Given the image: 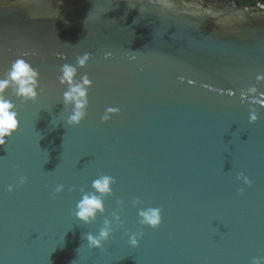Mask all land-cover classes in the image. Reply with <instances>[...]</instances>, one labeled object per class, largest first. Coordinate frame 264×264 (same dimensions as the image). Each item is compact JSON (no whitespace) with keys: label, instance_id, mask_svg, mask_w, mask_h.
Here are the masks:
<instances>
[{"label":"water","instance_id":"95a60500","mask_svg":"<svg viewBox=\"0 0 264 264\" xmlns=\"http://www.w3.org/2000/svg\"><path fill=\"white\" fill-rule=\"evenodd\" d=\"M19 59L35 102L10 79ZM65 64L87 93L77 126ZM5 80L19 126L0 146V264H264V4L0 0ZM85 195L103 204L88 224ZM149 208L157 229L139 222Z\"/></svg>","mask_w":264,"mask_h":264},{"label":"clouds","instance_id":"9594fccd","mask_svg":"<svg viewBox=\"0 0 264 264\" xmlns=\"http://www.w3.org/2000/svg\"><path fill=\"white\" fill-rule=\"evenodd\" d=\"M90 59V54H84L83 56H77V64L79 67H84L87 61ZM63 76L60 79V82L63 84L67 82L69 85V91L64 93V101L65 103L76 104V109L73 114L67 120L68 125L77 126L82 120L86 117V112L83 111L85 105L87 104V100L85 99L81 102L82 97H86V90L78 83L74 81V77L77 74V67L71 66L69 64H65L62 67ZM10 79L19 85L18 95L23 96L25 98V102L28 100H32L33 102L37 99L36 88L38 87V76L39 73L37 70H34L28 63H26L23 59L17 60L12 65V71L9 73ZM83 82L85 84L89 83L87 75L82 77ZM8 86V81H0V92ZM13 108V105L3 99L0 96V146H3L6 142L2 137L10 136L11 133L17 129L19 126V122L16 119L17 113L14 111H10ZM118 111L117 109H108L109 113ZM110 119L108 115L103 117V120L107 121ZM253 120L256 119L255 115L252 117ZM238 179H243L246 184L251 185V181H249L243 173H241ZM21 184L26 183V179L22 178L20 181ZM115 183V180L110 176H102L101 179L94 181L93 187L96 191L101 194L109 193L111 190L109 185ZM12 191V188H9V192ZM63 191V185L57 186L55 189V193L53 195L59 194ZM241 195H243V189H241ZM78 211H75L74 215L79 220L86 224L92 223L96 218V211H103V204L101 199L97 198L95 195H85L83 199L77 205ZM139 215L142 219L139 221L141 225L150 226L152 229H157L162 223L161 210L159 208H149L146 211H141ZM91 218V219H90ZM108 221H105V227H103L98 236H94L92 234H88L85 239L89 248L92 249H101L103 247L104 242H106L110 237V229L107 227ZM138 236L142 237L143 233H137L131 235L130 244L133 247L138 246Z\"/></svg>","mask_w":264,"mask_h":264},{"label":"trees","instance_id":"16d2710c","mask_svg":"<svg viewBox=\"0 0 264 264\" xmlns=\"http://www.w3.org/2000/svg\"><path fill=\"white\" fill-rule=\"evenodd\" d=\"M198 1L203 2L205 4H209L213 1H217L220 4L233 3L236 5L248 6L250 8H254L258 2L264 4V0H198Z\"/></svg>","mask_w":264,"mask_h":264}]
</instances>
